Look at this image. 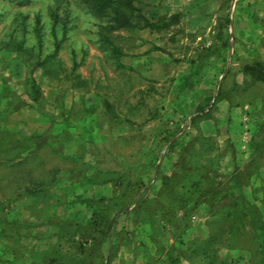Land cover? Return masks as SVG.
Here are the masks:
<instances>
[{
  "label": "rangeland",
  "instance_id": "1",
  "mask_svg": "<svg viewBox=\"0 0 264 264\" xmlns=\"http://www.w3.org/2000/svg\"><path fill=\"white\" fill-rule=\"evenodd\" d=\"M129 1L0 0V264H264V0Z\"/></svg>",
  "mask_w": 264,
  "mask_h": 264
},
{
  "label": "trees",
  "instance_id": "2",
  "mask_svg": "<svg viewBox=\"0 0 264 264\" xmlns=\"http://www.w3.org/2000/svg\"><path fill=\"white\" fill-rule=\"evenodd\" d=\"M9 2L24 3L29 0H8ZM86 7H89L96 15H104L107 18L106 27L114 30L123 27H133L131 17L133 6L129 0H81ZM144 25L151 26V22L145 21ZM107 39L108 36H106ZM54 51L58 48V40H53ZM243 72L249 74L252 78L264 82V66L261 62L246 64L242 68Z\"/></svg>",
  "mask_w": 264,
  "mask_h": 264
}]
</instances>
